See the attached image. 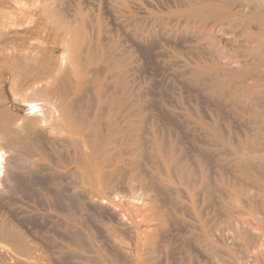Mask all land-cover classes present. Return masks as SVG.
Instances as JSON below:
<instances>
[{"label":"rangeland","instance_id":"374dc122","mask_svg":"<svg viewBox=\"0 0 264 264\" xmlns=\"http://www.w3.org/2000/svg\"><path fill=\"white\" fill-rule=\"evenodd\" d=\"M194 4H197L196 0H0V10L5 14L0 15V30L7 35H12L16 30L21 31L27 26L33 27V22H36L34 26H38L36 34L33 35H66L63 29H57L61 21L71 28L70 35H74V41L78 38V41L74 42L76 45L71 47V50H74L71 51V57L77 56L80 62L82 61L81 68H85L83 71H89L86 72L89 82L80 103L88 114H91L95 107L96 91L91 80L96 75L101 85V89L98 85L100 98L104 100L111 94L110 96L120 101L117 108L112 107L118 111L117 121L121 122V117L129 116V108H136L137 111L133 110L138 118H133L141 122L142 126L139 134L143 145L139 155H132L124 138V141L118 139L116 144L109 148L110 161L104 162L106 166L103 164V168L106 174H110H107V178L114 189L106 190L105 196L98 192L94 177L93 184H85L76 173L73 166L75 148L73 149L70 141L61 139L59 145L58 141L56 142L59 139H56L53 141L57 144L52 141L54 145H49L50 139H43L32 131L33 138L40 140L44 153H47L50 160L43 161L45 164L40 163L37 169L39 171L32 181L14 183L13 192L0 194V217L10 227H14L12 229L16 234L19 232L18 236L24 237V243L28 242L26 245L39 256L38 264H98L104 261L108 264H264V160L254 162L250 166L255 175L252 179L246 178L238 171L235 161V150L246 148L251 143L258 145L256 149H252V155L264 154V127L260 123L261 117H264V87L261 88L259 98L254 100L253 106L247 104V101L250 103L248 98L244 100V105L243 101L239 104L233 97L239 89V83L236 79L226 76L225 64L227 53L236 59V63L230 65L233 71L253 67L255 61L246 54L247 47L244 46L249 43L240 32L248 26L249 31L256 32L258 28L255 24L238 26L239 21L235 22L236 26L230 27L226 22L221 23V26L219 23L215 24L217 22L212 19H187L183 13ZM12 16L17 23H13ZM44 25L49 28L48 32L42 29ZM61 36L50 37L49 42L59 43ZM37 39L28 40L36 43ZM216 48L219 52L222 50L221 55L216 53ZM108 58L113 60L109 62ZM114 61L121 62L122 66L116 68ZM203 65L211 66L210 72L204 76L194 75L195 70ZM262 68L258 67V72L248 71L246 79L252 82L251 79L258 76L257 78L262 77V81ZM23 97L22 91L12 93L11 83L4 84L2 100L15 115L16 122L32 125L36 112L33 111L35 115L32 113ZM133 103H137L138 107ZM112 108L105 103L100 114H105ZM253 110L258 113L254 114ZM211 119L212 122L216 119L219 121V140L199 126L201 120L211 122ZM154 133L158 140L165 144V150L172 145L175 155L180 156V160L187 163V166L191 165L189 168L193 171L196 184H189L188 188L187 185L179 183L175 174H171V185L161 184L159 175L164 174V169L152 148L151 139L156 136ZM52 136L55 137L56 134ZM15 151L4 154H8L10 160H16H11L12 163L21 165V160L24 161L25 157L20 153L16 155ZM157 169L160 170L159 173ZM134 174L135 177L146 179H143L145 186L140 185L138 178L133 177ZM203 176L209 178L206 179L208 182L200 185L201 187L197 186ZM127 184L133 187H128ZM130 188L135 189L132 192ZM115 189L118 192L113 195L111 191ZM140 203L144 204L143 207ZM132 205H135V208ZM251 206L252 210L246 211L245 214L244 210ZM226 212L230 215H226ZM242 213L245 216H242ZM236 214L245 218L244 226H241L240 222L234 223L238 217ZM232 219H235L233 223ZM229 225L232 228H229ZM242 234H246V238ZM143 238L145 239L142 241ZM150 247L151 250L148 249ZM0 254V263L9 264V256L1 248ZM141 257L146 260H141Z\"/></svg>","mask_w":264,"mask_h":264},{"label":"bare ground","instance_id":"6f19581e","mask_svg":"<svg viewBox=\"0 0 264 264\" xmlns=\"http://www.w3.org/2000/svg\"><path fill=\"white\" fill-rule=\"evenodd\" d=\"M196 3L197 4H194L193 6H190L189 9L183 13V15H185V17H187V19H188V17H191V19L192 18H197V19L199 18V19H201L203 21H208V20H211L212 19L215 22H217L215 24H218L219 23L218 25L221 26V23L226 22V24H228L230 27L233 26V25H235V22L236 21H239L237 23H240L238 26H241L243 24H255V25H257V28L258 29H257L256 32L255 31H252L251 29H250L251 31H249V28H248L249 26L247 27L248 30H246L247 28L246 29L244 28V30L242 32H240L242 36L245 35L244 36V37H246L245 40H246V42L249 43L247 45V43L244 42L247 45L246 46L244 44V46L247 47L246 50H245L246 51V54L255 61L253 63V65H252L253 67L251 66L252 68H249L248 70H244L243 69V71L242 70L241 71H233V69L230 68V65H231V63H234V62L236 63V61H235L236 59L233 58L229 54L227 55V53L225 55L226 56V63H225L226 64V76H228L230 78L236 79L238 81V83H239V85H238L239 86V89H238V86H237V89L238 90L235 92V95L233 94V97L235 98V100H237V102L239 101V104H242L240 102L243 101V105H244V100L246 98H248V100L250 101V103L247 101V104H249L250 106L251 105L253 106V104H255L254 103V100L256 98H259V95L262 92L261 91V88L264 87V79H262V81H261V78L262 77L257 78L258 76L256 75L257 76L256 79H253L252 78L251 79L252 82H250L249 79L247 80L246 78H247L248 71L256 70L258 67H263L261 69L260 73L261 74H264V0H196ZM191 4H193L192 1H191ZM2 14H4V12L0 10V15H2ZM8 14L9 13H7V15ZM49 14H51V13H49ZM30 16H31V14H30ZM9 17H11V16H9ZM11 19L13 20V16H12ZM35 21H37V20H35ZM17 22L18 21L16 19L13 20V23L14 24L17 23ZM32 22H33V19H32ZM34 23H36V22H33V27L27 26V27H24L21 31L16 30V31L13 32L12 35H7L6 33H4L3 31L0 30V194H4L5 195L7 193L13 192V190L15 189V187H14L15 184H19V183H22V182H30V181H32L34 179L35 175H36V172L39 171L37 169L39 168L40 163L41 162L43 163V161H46V160H50V158L49 159L47 158V155H46L47 153L46 154L44 153V148H43V145L40 143V140H38L36 138H33L34 135H32V131H34V134L41 135V138L46 139V140L50 139L51 140V142H50L51 144H49V145H52L53 144L52 141L53 140L55 141L56 139H59V140H56V142L58 141L57 143H59L61 139L62 140L65 139L64 141H70L72 143V145H73L72 146L73 149L75 148L74 151H73L74 154H75V155L73 154V157H74L73 163L75 165H73V166H75V168H76L75 169L76 170V173L79 174L78 176L80 178H82V180H83V182H85V184H93L92 183V179H93L92 177H94L96 179L97 184H98V186H97L98 192H100V193H102L104 195L106 193L105 192L106 190L109 191L110 189H114V187L110 184V181L107 178L108 175H110V174L107 173L108 174L107 175L105 173L104 168H103L104 167L103 164L106 161H110V157H111L110 156V153L111 152L109 151V148H111L112 145H115L116 144L115 141H118V139L120 141H124L126 139V141L128 142V148L130 147V151H132V155L135 156V157L137 155H139L140 153H142V145L143 144L140 142V138L141 137H140V134H139L140 133V130L142 128L141 122L139 123L138 120H134V118H133V117L136 116L134 114V110L136 108H133L134 110L132 108H131L132 110L129 108L128 109V110H130L129 111V116H126V117H123L122 118L121 117L122 115H121L120 117H121L122 121L121 122L117 121L116 116L118 115L117 114L118 111H115L112 107H114V108L116 107L117 108L118 105H119V103H120V101H119V99H116V98L110 96L111 94L107 98L105 96L106 99H104V100H103V98H100L101 95L99 96V94H101V93H99L100 90L98 89V87H99L98 85H100V82H99V78L96 77V75H95V77L91 80L92 86L94 87V89L96 91L95 92L96 99H95V102H94L95 103V107L93 109V112L91 114L89 112V114H88L87 110L86 109L84 110L83 109L84 107L82 108L81 105H80V103L82 102V94L85 92L86 87H87V84L89 82V80H88L89 76L86 77L88 75V74H86V72L88 73L89 71H86V70H85L86 72L83 71L85 68H81V67H83L82 61L80 62V60L78 59L77 56H74L73 55V57H71V51H74V50H71V47H72V45L73 46L76 45V44L74 45V42L78 41V38H76V40L74 41V39H75L74 38V35H70V29L71 28H69L67 25H65L66 23L62 24V21L60 22L61 25L57 29L58 30L63 29L66 32L65 33L66 35H62V36L61 35H33V34H36L37 29H38V26H34L35 25ZM15 26H17V25H15ZM209 27H211V26H209ZM42 29L45 32H48L49 31L48 30L49 28L46 25H44V27ZM64 31H63V33H64ZM7 32H8V30H7ZM205 33H206V31H205ZM224 34H226V33H224ZM227 34H229V32ZM231 35H232V33H231ZM237 35L239 36V34H237ZM237 35H235V36L237 37ZM60 36H61V39H60L59 43H56V42L52 41L51 42L52 44H51L49 42L50 37L53 38V37H60ZM199 37L200 36H198V38ZM227 37H228V35H227ZM30 38H38L37 39L38 42H36V43L35 42H32V41L30 42V40H28ZM140 40H141V38H140ZM199 43H200V41H199ZM211 44L212 43H210V45ZM79 46H78V48L81 47V46L80 47ZM240 46H239V48H240ZM197 48H198V46H197ZM77 49H75V52H76ZM218 50L219 49L215 50L216 53H218V54L220 53L219 55H221V51L222 50L220 52ZM223 51H224V49H223ZM230 51H232V50H230ZM101 52H102V50H101ZM111 52H113V51H111ZM57 53H60V55H58ZM98 53H100V52H98ZM77 54H78V52H77ZM103 54H105V53L103 52ZM223 54H225V53H223ZM242 55H244V54H242ZM204 56H207V55L204 54ZM199 57L201 58L200 55H199ZM223 57H222V59H224ZM116 59H117V57H116ZM119 59H120V57H119ZM237 59H238V57H237ZM106 60H107V58H106ZM108 60H109V58H108ZM110 60H111V58H110ZM110 60H109V62H110ZM112 60H113V58H112ZM121 61H122V59H121ZM129 61L130 60H128V62ZM123 62H125V61H123ZM130 62H129V64H131ZM220 63H221V61H220ZM244 63H246V62H244ZM120 64H121V62H119V63L118 62H115L116 68H118V66L119 67L122 66V64L121 65ZM191 64H192V62H191ZM179 65H181L180 62H179ZM224 67H225V65H224ZM211 68L212 67L209 66V65L200 66V67H198L195 70L194 75H203L204 76V74H208L210 72ZM127 69H128V65H127ZM256 72H258V70H256ZM123 75H124V73H123ZM112 76H115V75L112 74ZM123 77H125V76H123ZM204 79L206 80V77ZM102 80H103V78H102ZM246 80L249 81V83L246 82ZM6 82H9V83L12 84V93L13 94H15L16 92L22 91L23 92V96H24L23 97V99H24L23 101L27 105H29L28 107L32 110V113L34 115H35V112H36V116H35V118H34V120L32 122V125L31 124H28V123L26 125L18 124V122H16L17 119H16L15 115H13L9 111L6 103L2 100V91L4 89V84ZM111 82H113V81H111ZM118 82H120V80ZM104 86H105V84H104ZM100 89H101V85H100ZM173 90H174V88H173ZM214 91H215V89H214ZM87 92H88V90H87ZM174 92L175 91H173V94H174ZM102 94H104V93H102ZM114 94H115V92H114ZM214 95H215V93H214ZM230 99H232V98H230ZM260 99H262V98H260ZM88 101H89V99H88ZM105 103L110 108H112L113 111L110 110V109L109 110L107 109L108 110L107 113L100 114L101 113V108L103 107V104H105ZM133 104L130 107H132ZM136 104L137 103H135L134 105H136ZM145 104H146V102H145ZM139 109H141V107L138 108V111H139ZM181 110H183V109H181ZM33 111H35V112H33ZM135 111H137V109ZM253 111H254V114H257L258 113V111H256V110H253ZM141 114H142V112H141ZM260 116H261V114H260ZM211 117H209V118H211ZM135 118H138V116L135 117ZM216 120H214L213 122H212V119H211V122L201 120L199 126H200V128L202 130H205V131L209 132L215 139L219 140L220 137H221L220 136L221 133H220L219 125H218L219 121H216ZM246 121H248V120H246ZM260 123H261L262 127H264V117L263 116L261 117V122ZM155 133H154V135H156ZM227 133H228V131H227ZM52 134H56V136L54 137V136H52ZM202 134H203V132H202ZM250 134H251V132H250ZM205 136L207 137V135H205ZM122 138H124V140H122ZM56 142H54V143H56ZM151 143H152V146H153L152 148L154 150V155L162 163L163 169H164V174L163 175H159V180H160L161 184H163V185H171L173 183L172 182V179H171V174H175L177 176V179H178L179 183L182 184V185L184 184V185H187L188 186L189 184L194 185V183L195 184L197 183L196 180L193 178V175H194L193 174V171L189 168V166H191V165L187 166L186 165L187 163L185 164V163H183L180 160V158H179L180 156H178V155L176 156L175 155V153L173 152V146L172 145H169L168 146V148H167L168 151H167V149L165 150L164 149L165 144H163V142L161 140H158L157 135L155 137H153V139H151ZM59 145H60V143H59ZM167 145H168V143H167ZM119 147H120V145H119ZM119 147H117V148L119 149ZM257 147H258L257 143L256 144L255 143H251V144H248L246 148H242V149L241 148H239V149L237 148V150H235V153H236V160L235 161H236V164H237L236 166L238 167V171H240V173L243 176H245L246 178H251V179L252 178H255V175L250 170V166H252V164L254 162H261V161L264 160V154H258V155L257 154L256 155L254 154V155H252V149H256ZM11 150H16L18 152V153H16V151H15V154L16 155L20 153V155H23V158L25 157L24 161H23V159L21 160L22 161V164L21 165H17L14 162L12 163L11 162L12 159L10 160L9 155L8 154H6V155L4 154V153H9ZM32 151H34L35 153L33 154ZM75 151H76V153H75ZM211 153H213V152H211ZM20 155H18V156H20ZM13 156L14 155L12 154V158H13ZM121 156H120V158H121ZM48 157H50V156H48ZM232 158H234V157H232ZM224 159H226V158H224ZM112 160H113V157H112ZM127 160H129V159H127ZM12 161H16V160H12ZM116 161H118V159ZM62 162H63V160H62ZM121 162H122V160H121ZM45 163H43V164H45ZM127 164H129V163H127ZM234 164L235 163H233V165ZM200 165H202V163H200ZM107 166H109V165L107 164ZM112 167H114V166H112ZM62 168H66V167H62ZM131 169H133V168H131ZM157 170H159V169H157ZM203 170H204V168H203ZM159 172H160V170L158 171V173ZM205 172H203V173H205ZM111 173L114 174L115 172L114 173L111 172ZM117 174H118V172H117ZM139 174H140V172H139ZM206 174H207V172H206ZM206 174H204V175H206ZM68 176H69V174H68ZM75 176H77V174H75ZM206 176H208V175H206ZM133 177H135V174L133 175ZM135 178H133V179L135 180ZM137 178H138V182L140 183V185L144 184V186H145V183L144 182L146 181V179L144 177H142V178L137 177ZM130 179H132V178H130ZM143 179H145V181ZM196 179H197V177H196ZM206 179L207 178L205 176H203L201 178L200 182L197 184V186L203 185V183H207L208 182L207 180L209 178L207 180ZM128 180H129V178H128ZM35 182H36V180H35ZM132 183H133V181H132ZM250 184H251V182H250ZM127 186L128 187H133V186H131L129 184H127ZM189 186H188V188H190ZM142 188H143V186H142ZM204 188L205 189L207 188L206 185H205ZM251 188H252V185H251ZM134 189L132 190V188H130L129 190H132V192H133ZM138 189H139V186H138ZM115 190L111 191L113 193V195H116L117 192H118L117 190L116 191ZM192 192H194V191H192ZM129 193H131V191ZM13 194H15V193H13ZM143 194H144V192H143ZM46 199H48V197ZM92 199H93V197H92ZM131 199H133V198H131ZM50 200H52V199H50ZM121 204H123V203L121 202ZM128 204L129 203H127V205ZM141 204L142 203H140V205ZM143 205L144 204H142L141 206L143 207ZM46 207H47V205H46ZM233 207H235V206H233ZM127 208H129V207H127ZM131 209L133 210V208H131ZM247 209L248 210H244V213L246 211L247 212L248 211H251L252 210V206L250 208H247ZM116 211H117V209H116ZM149 212H151V211H149ZM244 213H242V216L244 215ZM120 214H122V213L120 212ZM227 214L228 213L226 212V215ZM228 215H230V214H228ZM71 216H73V215H71ZM77 216H78V214H77ZM237 216H238V217H236L237 218V221L234 222L235 219L234 220L232 219L233 221H231V222L232 223L234 222V223H237V224H238V222H240V223H242L241 226L242 225L244 226L246 224L245 223L246 220H244L245 218L243 219L242 216H239V215H237ZM59 217H60V215H59ZM65 217H67V214H66ZM228 217H230V216H228ZM63 218H64V215H63ZM3 220L4 219H2L0 217V248H1V250L5 251L7 253V255L9 256V257L7 256L9 258L8 259L9 260V264H38V259L37 258L39 256L36 253L34 254V252L31 249V247H29V246L26 245L28 242L25 244L24 243V239H22L24 237L21 238V236H18V233L19 232L16 234L13 231V229H12L13 226L10 227ZM123 220H124V218H123ZM68 221H69V219H68ZM74 221H75V219H74ZM227 221H230V220H227ZM243 223H245V224H243ZM249 226H251V225H249ZM229 228H232V226H230ZM66 231H65V233H66ZM254 231H255V229H254ZM67 233H68V231H67ZM251 233H253V232H251ZM246 234L245 235L242 234L244 238H246ZM144 235H147V234H144ZM257 238L258 237H256V240L258 242V239ZM261 238H262V236H261ZM144 239L145 238H143L142 241ZM148 239H149V237L147 238V240ZM254 239H255V237H254ZM147 240H145V241H147ZM142 241H141V243H142ZM149 242H151V241L149 240ZM257 242L255 244H257ZM260 244H262V243H260ZM91 245H93V244H91ZM252 245L254 247V244H252ZM144 247H145V245H144ZM255 248H256V246H255ZM148 249L151 250V247L148 248ZM150 250H148V251H150ZM141 251L142 250H140V252ZM36 252H38V251H36ZM1 254H0V256H1ZM35 255H37V256H35ZM106 255H107V253H106ZM125 255H127V253H125ZM232 255H234V254H232ZM89 256H91V255L89 254ZM140 256H141V254H140ZM236 256H237V254H236ZM253 256H254V254H253ZM128 257H131V256H128ZM5 259H6V256H5ZM98 259H99V257L97 258V260ZM142 259H143V261H144V259L146 260V258H144V257H141V260ZM0 260H1V258H0ZM2 261H4V260H2ZM5 261H7V260H5ZM39 261H40V259H39ZM110 263H111V261H110ZM129 263H131V262H129ZM43 264H44V262H43ZM95 264H97V263H95ZM98 264H108V263H107V261H106V263L104 261L103 263H98Z\"/></svg>","mask_w":264,"mask_h":264}]
</instances>
